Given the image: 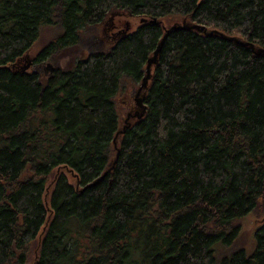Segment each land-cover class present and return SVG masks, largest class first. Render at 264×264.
<instances>
[{"label": "trees", "instance_id": "16d2710c", "mask_svg": "<svg viewBox=\"0 0 264 264\" xmlns=\"http://www.w3.org/2000/svg\"><path fill=\"white\" fill-rule=\"evenodd\" d=\"M120 15L144 22L112 33ZM169 17L206 30L170 32L146 113L119 138L116 96L142 82ZM252 44L264 48V0H0V264H264V54ZM254 210L248 252L241 219Z\"/></svg>", "mask_w": 264, "mask_h": 264}, {"label": "rangeland", "instance_id": "374dc122", "mask_svg": "<svg viewBox=\"0 0 264 264\" xmlns=\"http://www.w3.org/2000/svg\"><path fill=\"white\" fill-rule=\"evenodd\" d=\"M175 19L177 18H173V17L166 18L165 24L167 26H170L175 21H177ZM114 20H115V26L114 29L112 30V33L121 32V31L123 32L135 31L144 22V18L137 16H130V15L116 16ZM54 34L55 33L54 31L51 30V28L46 27L43 30L40 39L36 42V44L32 47L30 51L31 57H36L39 51L44 47V45L47 42H49V40L53 37ZM95 37H96V32H94V30H90L86 32L82 37L83 43L85 44L88 50L93 49L94 46L96 45ZM49 64L53 66V64L49 62H46L44 64L45 68L43 70L46 76L49 75L51 72H53L48 67ZM138 86H140V83H135V81L128 79L122 84L121 90L118 92L116 96V107L120 118L121 128H124V126H126L129 122L133 124L137 120V118H131L129 121H126L128 112L130 111L129 106L135 108V106L137 105V100L135 98H136V90ZM119 138H121V135ZM61 172L65 173L70 183L72 184L76 183L75 176L67 168H62L61 170H59L58 173ZM54 182H55L54 180H51L50 184L48 185V193L46 195V199H49V193L52 190ZM51 216L50 215L48 216V220L51 219ZM260 222H261V216L259 214H256L255 210L248 213L246 216H244L241 219L242 231L239 240V245H244V246L247 245L245 246V248L248 252H252L255 248V229L257 228ZM34 260L35 257L32 256L29 262L26 264H34Z\"/></svg>", "mask_w": 264, "mask_h": 264}, {"label": "water", "instance_id": "95a60500", "mask_svg": "<svg viewBox=\"0 0 264 264\" xmlns=\"http://www.w3.org/2000/svg\"><path fill=\"white\" fill-rule=\"evenodd\" d=\"M153 22H156V20H152ZM177 29H197V30H200V31H204L206 30V26H204L203 24H192V25H187L185 22L183 24H174L172 26H170L169 28L168 27H165V32H164V36L160 42V44L158 45V47L156 48L155 52H154V55L148 59V64H147V68H146V75L144 76L143 80H142V84L141 86L139 87L138 91H137V94H136V100H137V105L138 107H141V112L138 111L135 113V115L138 117V118H141L144 116L145 112H146V109H147V106L146 104H144L143 102V98L140 97L141 95V92L144 88H147L148 86V82L149 80L151 79V76H152V66L154 64H157L158 62V56L162 50V46L165 42V40L168 38L170 32L172 30H177ZM213 31H211L212 33ZM229 39H235L236 38H233V37H228ZM249 43V42H248ZM254 48V47H253ZM257 54H261L263 53L264 54V49H259L257 51H255ZM32 63V60H29L28 64L24 66L23 70H26L29 68V66L31 65ZM48 67L51 69V71H53L55 68L54 66H52L51 64L48 65ZM130 116V115H129ZM123 130H120V132H118L117 136L119 135V133H121ZM114 142H116V139L114 140ZM116 144V143H115ZM119 156V150L117 151V157H116V160L114 161V163L117 162V158ZM109 171V170H108ZM108 171H106L103 176H105Z\"/></svg>", "mask_w": 264, "mask_h": 264}, {"label": "bare ground", "instance_id": "6f19581e", "mask_svg": "<svg viewBox=\"0 0 264 264\" xmlns=\"http://www.w3.org/2000/svg\"><path fill=\"white\" fill-rule=\"evenodd\" d=\"M226 27V26H225ZM222 28V27H221ZM91 34V33H90ZM95 34V33H94ZM41 35V34H40ZM220 36V35H219ZM233 38H236V41L237 42H239L240 40L237 38V37H233ZM235 40V39H234ZM254 47V48H253ZM251 48H252V50H254V51H257V50H259V49H264V48H258V49H256L255 48V46L252 44L251 45ZM55 57V56H54ZM49 61V60H48ZM131 78V77H130ZM147 106V105H146ZM147 110V109H146ZM146 113V112H145ZM145 115V114H144ZM142 118V117H141ZM125 130V129H124ZM117 157V156H116Z\"/></svg>", "mask_w": 264, "mask_h": 264}, {"label": "flooded vegetation", "instance_id": "af4514ba", "mask_svg": "<svg viewBox=\"0 0 264 264\" xmlns=\"http://www.w3.org/2000/svg\"><path fill=\"white\" fill-rule=\"evenodd\" d=\"M129 107H130V116L135 115V113L139 111L138 107H137L136 109L133 108V107H131V106H129ZM134 109H135V110H134ZM133 112H134V113H133Z\"/></svg>", "mask_w": 264, "mask_h": 264}]
</instances>
